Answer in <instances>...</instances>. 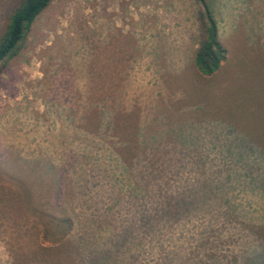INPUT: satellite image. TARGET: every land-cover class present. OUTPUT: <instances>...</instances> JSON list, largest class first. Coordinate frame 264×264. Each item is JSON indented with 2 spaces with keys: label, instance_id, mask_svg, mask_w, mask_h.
<instances>
[{
  "label": "rangeland",
  "instance_id": "obj_1",
  "mask_svg": "<svg viewBox=\"0 0 264 264\" xmlns=\"http://www.w3.org/2000/svg\"><path fill=\"white\" fill-rule=\"evenodd\" d=\"M19 1L0 0V35ZM204 1L211 76L197 0H51L0 62V264L264 261V0ZM178 158L195 168L151 176ZM191 181L209 194L192 214L123 227L130 194ZM53 218L72 222L58 242Z\"/></svg>",
  "mask_w": 264,
  "mask_h": 264
},
{
  "label": "trees",
  "instance_id": "obj_2",
  "mask_svg": "<svg viewBox=\"0 0 264 264\" xmlns=\"http://www.w3.org/2000/svg\"><path fill=\"white\" fill-rule=\"evenodd\" d=\"M50 1L51 0H20L18 2L9 14L6 27L0 35V62L15 53L20 41L34 19ZM197 1L202 5L203 14L201 16L200 38L194 54V65L202 75L211 76L218 70L221 61L224 60L225 49L218 39L216 22L211 16L208 4H206L204 0ZM182 151L181 149L180 152ZM159 162H161V165H154L153 163L155 162H153L152 165H150L152 169L150 166H147L150 167L149 171H154V173L150 172L151 176L159 175L160 172L157 169L159 167L171 169V171H165L171 174H179L182 168L186 171H191L195 168V164L192 160H188V164L186 165L181 158H178L177 161H165L161 159ZM150 178H148V180H150ZM196 183V181H191L185 191L178 192L175 190L174 193H176V195L173 197H171L168 192L166 194V192L156 189L152 190L150 195L147 194L146 191L130 194L129 196L134 201L138 202V205L133 208H125L128 221L123 224V227L125 229L129 228V230H136L138 225L135 221L139 220L140 226L147 223L145 231H154L157 226L163 224V221L173 222L180 219L182 215L192 214L191 212L199 208L200 202H202V200L199 201V198L202 194L204 195V191L200 190V192L197 186L193 189ZM205 193L206 195L204 196L209 195L207 192ZM44 217L47 219V214H44ZM142 219H145V221H142ZM43 226L46 235L50 236L54 242H58L70 231L72 222L67 218L51 219V221L48 219L43 222ZM259 264H264V261Z\"/></svg>",
  "mask_w": 264,
  "mask_h": 264
}]
</instances>
